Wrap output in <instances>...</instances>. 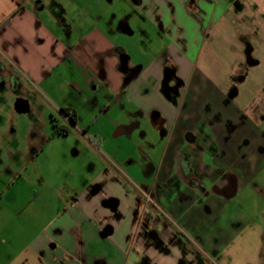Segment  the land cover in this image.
Masks as SVG:
<instances>
[{
    "label": "crops",
    "instance_id": "crops-1",
    "mask_svg": "<svg viewBox=\"0 0 264 264\" xmlns=\"http://www.w3.org/2000/svg\"><path fill=\"white\" fill-rule=\"evenodd\" d=\"M92 1L0 0V264H264V0Z\"/></svg>",
    "mask_w": 264,
    "mask_h": 264
},
{
    "label": "rangeland",
    "instance_id": "rangeland-1",
    "mask_svg": "<svg viewBox=\"0 0 264 264\" xmlns=\"http://www.w3.org/2000/svg\"><path fill=\"white\" fill-rule=\"evenodd\" d=\"M92 7H94L96 10H101L102 12H108V11H111L112 13H114L115 15H119L121 13V9L123 8L122 7V4L119 3L118 0H93L92 1ZM74 12H69L68 14V18H69V24H82V23H85V21H87L86 17L78 12V11H75L73 10ZM80 16L78 19L77 17ZM76 21V22H75ZM143 26V33L145 35L146 38H148L149 36H152V37H156L158 36L157 33H156V29L148 24V23H144L142 24ZM112 37L115 38V40L117 41V43H123L125 42V45L127 47V51H128V54L129 56L131 57V60H130V64L131 65H134V66H137L139 63H146L148 61V59L150 58V56L146 55L145 53L142 52L141 50V47H140V39H139V35H137V37H123L121 36L119 33H118V30L117 32H112ZM158 39H160V36L157 37ZM124 40V42H123ZM148 45L151 46V44H146L144 45V49L146 50V48L148 47ZM159 44L157 43V46ZM150 49V48H149ZM259 70H264V68H260ZM6 109H3L0 113V116L2 118V124L1 126H3V119H8V120H11V118H9V114L6 113ZM12 120H22V122H24V120L27 118V114H16V113H12ZM111 117H114L113 115H111ZM114 119V118H113ZM24 127L23 124H18V129H19V136H22V137H18V142H22L23 141V134H24ZM7 146L8 143H6V140L5 141H0V144H4ZM2 152V153H1ZM133 150L132 149H129V151H127V154H133ZM2 154V155H1ZM139 159V158H138ZM9 162H8V159L7 157H5L4 155V151H0V197L2 195V193L5 191V189L7 187H9L12 183V177L10 175V172L5 168V166H8ZM127 170H126V174L130 177V179H132V181L134 182V184H140L142 183V174L139 172V170L134 167V166H127L126 167ZM31 168L29 167V170ZM28 170V169H27ZM28 170V171H29ZM27 173H25L26 175ZM24 175V177H25ZM23 177V176H22ZM30 177L28 178V181H30ZM20 182V181H19ZM18 182V183H19ZM127 185V188L129 189V191L132 193H135L132 186H130L129 184H125V186Z\"/></svg>",
    "mask_w": 264,
    "mask_h": 264
},
{
    "label": "water",
    "instance_id": "water-1",
    "mask_svg": "<svg viewBox=\"0 0 264 264\" xmlns=\"http://www.w3.org/2000/svg\"><path fill=\"white\" fill-rule=\"evenodd\" d=\"M14 110L18 114H25L28 111V105L26 101L17 99L14 104Z\"/></svg>",
    "mask_w": 264,
    "mask_h": 264
},
{
    "label": "trees",
    "instance_id": "trees-1",
    "mask_svg": "<svg viewBox=\"0 0 264 264\" xmlns=\"http://www.w3.org/2000/svg\"><path fill=\"white\" fill-rule=\"evenodd\" d=\"M245 53H246L247 62H248L250 65L253 64L254 61H253V60L251 59V57H250V48H249V47L246 48Z\"/></svg>",
    "mask_w": 264,
    "mask_h": 264
}]
</instances>
